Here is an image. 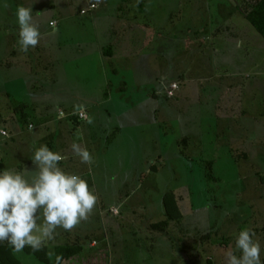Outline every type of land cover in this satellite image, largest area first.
Here are the masks:
<instances>
[{"label":"rangeland","instance_id":"obj_1","mask_svg":"<svg viewBox=\"0 0 264 264\" xmlns=\"http://www.w3.org/2000/svg\"><path fill=\"white\" fill-rule=\"evenodd\" d=\"M244 1L0 0V130L36 128L0 147V171H35L21 141L35 133L34 150L46 144L60 152V166L99 197L90 218L67 233L64 242L83 252L66 264H226L229 250L240 255L235 237L246 226L264 261V114L254 131L245 125L252 131L241 132L243 150L235 152L219 144L224 127L214 121L218 107L225 112L237 102L240 111L247 97L250 115L264 112L253 101L254 93L264 99V75H252L264 73V37L237 12ZM91 4L97 9L80 13ZM19 5L32 8L42 34L27 53L19 50ZM222 23L234 25L242 41L218 31ZM253 64L258 69L241 78L255 89L237 99L240 90L226 86L221 99L220 75ZM173 83L180 87L170 96ZM81 111L86 119L75 122ZM74 141L90 151L91 165L72 153ZM156 223L160 229H151ZM10 253L23 264H48L26 249Z\"/></svg>","mask_w":264,"mask_h":264},{"label":"clouds","instance_id":"obj_2","mask_svg":"<svg viewBox=\"0 0 264 264\" xmlns=\"http://www.w3.org/2000/svg\"><path fill=\"white\" fill-rule=\"evenodd\" d=\"M5 7L7 5L5 4ZM19 26V50L27 53L41 40L39 25L34 21L32 8L19 5L16 10ZM89 124L93 123L88 119ZM72 153L81 163L91 165L93 156L81 143L71 144ZM35 171L25 168H5L0 171V242H7L14 254L26 247L33 252L55 242L59 229L71 231L93 214L99 197L81 175L66 172L61 162L66 159L46 144L32 156ZM54 246H57L54 244ZM235 248L226 253V264H264L262 245L251 227H244L235 237ZM55 264H63L62 255L47 253Z\"/></svg>","mask_w":264,"mask_h":264},{"label":"crops","instance_id":"obj_3","mask_svg":"<svg viewBox=\"0 0 264 264\" xmlns=\"http://www.w3.org/2000/svg\"><path fill=\"white\" fill-rule=\"evenodd\" d=\"M89 7V6H88ZM81 9H83L82 7H81ZM239 9V8H238ZM237 9V12L239 13V15L244 19H246V21H247V23H249V21L247 20V18H246V15L239 9L238 10ZM53 21H51V23H52ZM55 22V24L54 25H51V23H50V26H52V27H55L57 24H58V21H54ZM151 24H154L155 22H154V20L153 21H151L150 22ZM250 24V23H249ZM244 25H245V23H244ZM243 25V26H244ZM251 25V24H250ZM224 25H223V23H222V26L218 29V31H220V30H224V32H226L225 30L227 29L228 31L227 32H230V36H231V39L232 38H237L236 40H238L239 42H241L242 41V35H241V37H238V33L236 32V28H235V26L234 25H231V27L230 26H225V27H223ZM252 26V25H251ZM246 27V26H245ZM253 27V26H252ZM129 28V27H128ZM124 29H125V27H124ZM230 30H232V32L230 31ZM124 34L126 35V34H128V31L127 30H125L123 33H122V35L121 36H124ZM211 34V33H210ZM209 34V36H211ZM215 33H213V35H214ZM246 34V33H245ZM114 35H118V33H116V34H114ZM223 35H224V37H225V35H226V33H223ZM144 36L145 37H148V34H144ZM143 36V37H144ZM215 36V35H214ZM245 37H246V39L247 38H249V36L248 35H244ZM159 37V36H158ZM227 37H229V35L227 34ZM226 40H227V38H226ZM246 41H250L249 39H247ZM253 41V40H252ZM237 42V41H236ZM239 42H238V44H239ZM237 44V47L239 46ZM242 44V43H241ZM249 44V43H248ZM16 54H17V52L15 51V50H13L12 52H11V54H10V56H16ZM114 56V52H112L111 54H109V56H107V57H113ZM9 64V63H8ZM8 64H5V67L6 68H13V67H11V65H13V64H11V65H8ZM244 68H247L246 70H245V72L243 73L242 71L240 72V70L238 69V71H234V72H232V73H230V72H228V71H226V73H224V74H222V75H220V77H219V80H220V87L222 88L221 89V93H219L220 95H221V99H223L226 95H227V93H226V86H227V88H230V90H232V89H238V90H240L239 92H235V93H237V94H239L237 97V99H239L240 97L241 98H243V96H244V93H243V91L245 90V89H247V87H249V86H253V88H252V90H254L255 89V86H254V83H253V81L252 82H249V83H247V84H245L243 81H245V80H243V78H241L242 76H244L245 74H247V75H249L250 74V71L251 70H254V68L256 69H258V66L257 65H252V66H250V68L249 67H246V66H244ZM240 73H241V75H240ZM255 74H258L257 76H260L261 74L262 75H264V73H262V72H259V71H257V72H255L254 74H252V75H255ZM240 75V76H239ZM183 80V79H182ZM204 81H205V79H204ZM252 90H251V92H250V94H253V92H252ZM5 91V90H4ZM249 94V95H250ZM3 95H4V97L6 96V97H8V98H11L12 96L10 95V93H8V92H4L3 93ZM243 95V96H242ZM81 99H83L84 101H89V100H87V98H84V97H81ZM250 99V97H247V98H244V99H242L241 101H242V104L240 105V106H242L243 104H244V108L242 109V110H240V111H238V108H239V106H237V102L235 103L236 104V106L234 107V108H231V109H227L228 111H225V112H223V110H222V108H217L216 110H215V112H217L218 114L217 115H215V113H214V117H215V119H214V121H219L220 122V124H221V127H224V128H222L223 130L222 131H220V132H218L217 133V136H218V139H222V142H219V144L220 143H222V144H224V145H227V144H230L231 146H232V151L233 152H235L237 149H240V150H243V148H239V145H240V143H241V141H239V140H237V138L241 135V132H246V133H249L250 131H252V130H246L248 127H245V125H251L252 126V124H254L253 122H257V125H258V122L260 121V119H261V117H259V115L260 114H264V112H260V110H258V115H257V117H254V116H252V115H250L248 112H253L254 110L253 109H251V108H248L247 107V102H248V100ZM253 101L254 102H258L259 101V104L261 105V106H263L264 105V99L262 100L263 101V103H262V101L259 99V97H258V95H257V97H256V94L254 93V97H253ZM93 102H95L93 99H91L90 100V103L92 104ZM19 104V103H18ZM29 107V106H28ZM21 109V108H20ZM262 111H264L263 110V108H262ZM22 115H24V114H22ZM36 114H34L33 113V115L32 116H35ZM264 116V115H263ZM262 118H264V117H262ZM257 120H259V121H257ZM226 122V125L224 124ZM29 125H33V128H29ZM254 126V125H253ZM252 126V127H253ZM36 128H35V124L34 123H29L27 126H26V128H25V130L24 129H20L19 127H18V129H16V131L15 132H12L11 134L9 133V137H6V138H9V139H7V140H5L6 138L5 137H3L2 135H1V133H0V136H2L1 137V141H0V147L2 146V145H5V144H7L8 142H10L11 140H13L16 136H19V137H22V134L24 133V132H27V133H32L34 130H35ZM1 130H4V129H1ZM1 130H0V132H1ZM239 131V132H238ZM253 131H254V127H253ZM256 131H257V134H259L258 133V129H256ZM230 132H232V138H233V140L232 141H227V143L224 141L225 140V138H226V134H228V133H230ZM256 133V132H255ZM37 137V135L34 133L33 134V136L32 135H29V136H26L25 138H21V141H23V140H26L27 141V146H29L28 148H29V152L32 154V155H34V152H35V146L37 145V140L36 139H34V138H36ZM229 142H231V143H229ZM252 144V142H249V144L248 145H251ZM213 148H215L214 146H213ZM51 150V149H50ZM216 150V149H215ZM213 160H215L214 158H212V157H210L209 158V161H211L212 163H213ZM1 164V163H0ZM20 167V166H19ZM67 233H69V231H62V233H60V236H61V240H63V243H61L60 241H58L59 243L58 244H55V245H65V244H68L67 242H64L65 241V238L66 237H68L67 236ZM54 246V245H53ZM225 246H227V245H225ZM56 246H54V247H52L51 246V248H55ZM54 258V257H53Z\"/></svg>","mask_w":264,"mask_h":264},{"label":"trees","instance_id":"obj_4","mask_svg":"<svg viewBox=\"0 0 264 264\" xmlns=\"http://www.w3.org/2000/svg\"><path fill=\"white\" fill-rule=\"evenodd\" d=\"M243 5L244 7L242 6V11L246 15L247 20L264 37V0H246L244 1ZM105 53L111 54L112 50H105ZM71 117L74 118L75 122H79V120H81L77 115H73ZM211 165L212 162L210 163V169H212ZM176 209L179 211L178 208ZM152 228L153 230H158L160 229V226L156 223L152 224L151 229ZM11 248L12 247L7 242H4V244H0V264H23L15 259L13 254H9ZM25 249L28 252H33L29 247H26ZM46 249L47 248L45 247L40 251H36L38 258L48 264H55L54 258L52 260L48 258ZM81 252H83V246L77 243L58 245L54 250V253H56L57 255H62L63 264H66L75 259V257Z\"/></svg>","mask_w":264,"mask_h":264},{"label":"built area","instance_id":"obj_5","mask_svg":"<svg viewBox=\"0 0 264 264\" xmlns=\"http://www.w3.org/2000/svg\"><path fill=\"white\" fill-rule=\"evenodd\" d=\"M95 9H97V5H96V4H91L87 9H82V10L80 11V13L83 14V15H85V14H87V12H89V11H91V10H95ZM51 25H54V23H51ZM179 87H180V86H179L178 83H173V84L170 86V88H169L168 94H169L170 96H173L174 93H176V92L179 90ZM60 115H61V117H64V116H65V114H64L63 112H60ZM77 116H78L79 119H81V120L86 119V114H85L83 111L79 112V113L77 114ZM29 128H33V125H29ZM0 133H1V135H2L3 137H9V133H8L7 131H5V130H2ZM116 212H117V211H116ZM94 243H95V242H94Z\"/></svg>","mask_w":264,"mask_h":264}]
</instances>
